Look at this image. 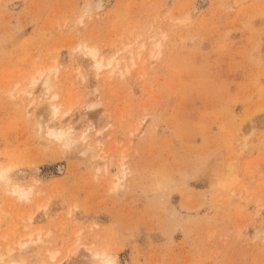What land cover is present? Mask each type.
<instances>
[{
	"label": "rangeland",
	"instance_id": "374dc122",
	"mask_svg": "<svg viewBox=\"0 0 264 264\" xmlns=\"http://www.w3.org/2000/svg\"><path fill=\"white\" fill-rule=\"evenodd\" d=\"M0 166V264H264V0H0Z\"/></svg>",
	"mask_w": 264,
	"mask_h": 264
},
{
	"label": "bare ground",
	"instance_id": "6f19581e",
	"mask_svg": "<svg viewBox=\"0 0 264 264\" xmlns=\"http://www.w3.org/2000/svg\"><path fill=\"white\" fill-rule=\"evenodd\" d=\"M82 48H85V52L89 54L91 58V63L94 68L95 74L97 70L101 69L103 66H109L112 63V60H108L106 63H103L100 58L97 56V51L95 48H89L83 46ZM115 59V58H113ZM40 75H42L40 73ZM45 76L47 74H44ZM46 78V77H44ZM37 78L33 77L31 80V83H35ZM42 83H46L45 81H42ZM28 94L30 92L28 91ZM47 108L49 110V114L51 118H54L58 114V106L53 103V102H48L47 103ZM41 128H43L41 130ZM72 128L70 127V124H61V123H55L52 122L50 124H45L42 126L41 124L38 123L37 125V130L42 131L43 134L48 135L49 138H52L53 140L63 144V146L68 147L72 145L74 142L77 140L73 136V132L71 130ZM86 137V134H83L81 138L84 140ZM68 149V148H67ZM10 167L9 166H0V182L4 183L5 185L7 184L8 181V171ZM10 185V184H9ZM9 187V186H8ZM11 193L16 194L18 197L21 198H26L29 194V190H24L20 185L13 183L11 184L9 188ZM53 256V255H51ZM5 264H22V262H18L15 260L7 261ZM89 264H114L112 262V258L109 256L105 255L104 253H98V252H93L91 257L89 258Z\"/></svg>",
	"mask_w": 264,
	"mask_h": 264
}]
</instances>
